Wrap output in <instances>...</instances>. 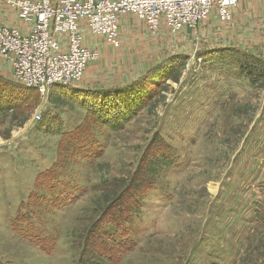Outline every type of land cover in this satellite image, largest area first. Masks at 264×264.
<instances>
[{"label": "rangeland", "instance_id": "1", "mask_svg": "<svg viewBox=\"0 0 264 264\" xmlns=\"http://www.w3.org/2000/svg\"><path fill=\"white\" fill-rule=\"evenodd\" d=\"M212 15L217 18L216 13L208 18ZM153 36L145 28L137 37L120 33V47L106 45V54L92 62L99 70L92 69V75L102 78L98 83L135 70L137 61L141 70L131 81L153 75L158 80L151 99L122 125L96 127L90 120L85 128L93 131L83 144L85 154L68 169L52 168L60 147L67 153L62 137H75L90 105L101 102L83 90L104 86L54 85L40 94L18 86L10 70L1 72L0 264H76L79 251L73 243H81L86 235L80 241L81 232L111 204L104 199L115 184H124L127 191L131 184L140 188V202L129 198L124 207L140 206L123 227L126 240L118 238L131 249H114L116 262L99 264H264V226L248 223L250 217L239 212V205H221L225 186L231 180L234 184L238 171L251 163L238 155L253 149L241 139L258 96L251 91L239 101L234 82L236 95L221 100L217 93L229 85L222 76L234 80L239 74L234 66L246 57L228 53L230 49L222 57L221 51L180 46L154 50L160 40ZM149 56L156 59L146 67ZM255 83L264 88V76ZM109 117L111 124L121 119ZM158 144L163 152L169 150L162 158L168 164L156 170L153 186L146 190V166ZM48 168L55 175L51 187L37 192L38 175ZM132 177L140 179L134 183Z\"/></svg>", "mask_w": 264, "mask_h": 264}, {"label": "built area", "instance_id": "2", "mask_svg": "<svg viewBox=\"0 0 264 264\" xmlns=\"http://www.w3.org/2000/svg\"><path fill=\"white\" fill-rule=\"evenodd\" d=\"M29 23L27 31L0 24V60L12 80L40 94L54 85L78 84L87 66L99 59V50L85 44L84 31L119 48L120 17H136L156 36L161 27L170 34L196 29L216 13L231 20L238 0H0ZM153 36V37H154ZM34 120L40 119L35 113ZM264 168V161L262 163Z\"/></svg>", "mask_w": 264, "mask_h": 264}, {"label": "crops", "instance_id": "3", "mask_svg": "<svg viewBox=\"0 0 264 264\" xmlns=\"http://www.w3.org/2000/svg\"><path fill=\"white\" fill-rule=\"evenodd\" d=\"M0 24L17 27L23 32L29 28V23L21 21L17 17L15 10L1 1ZM142 28H144L143 24L133 15L127 14L120 17L119 31L121 35H130L132 33L133 37H137V33ZM84 33L85 44L97 48L101 59L106 54L107 44L100 37L93 36L87 31H84ZM155 37L157 40H160V43L154 50L169 51L172 47L180 46V49L184 47L187 49L190 48V50L193 49L194 51L203 49L208 53L225 51L227 49L239 51L240 53H245L247 56L246 61L253 60L254 64L260 67L258 69L264 73V0H239L237 6L232 10V19L229 23L221 22L212 15L198 25L196 29H183L173 35L163 28ZM155 59H151L149 56L144 65L146 67L152 65ZM135 65L137 72L129 68L124 73L119 75L114 74L115 76L113 75L112 77L104 79L103 83H98L102 78L99 79L100 76L96 78L92 75V69L96 70L97 68V64L92 63L87 67L81 79L82 81L77 86L92 87V85H99L109 87L131 81L141 70V68L139 69V61ZM128 67H132V65ZM0 69H2L0 70V75L2 71H7L8 73L10 70L2 60H0ZM96 71L99 72V70ZM237 75H234V80L230 77L222 76L223 81L227 84L229 83V85H223L225 90H221L217 93V96L222 100L225 98V95H236V93L234 94L235 90L231 82H234L235 87L238 88L236 91L239 101L247 94H250L251 91V94L258 96L256 99H253L257 111L255 110L252 119L249 120V125L241 139V143L243 142L246 146L252 145L253 149L251 148L247 155L246 149L244 148L238 155L241 162H244L242 158L249 157L251 163L248 167L243 168L242 171H238L236 175L238 180L234 184L231 180L225 186L224 200L221 205H239V212L246 214L248 218L250 217L248 223L253 221L254 224L263 227L264 169L262 163L264 161V88H255V82L249 81L242 74ZM257 213H259V220ZM246 219L244 218V220ZM244 222L241 227L244 226Z\"/></svg>", "mask_w": 264, "mask_h": 264}, {"label": "trees", "instance_id": "4", "mask_svg": "<svg viewBox=\"0 0 264 264\" xmlns=\"http://www.w3.org/2000/svg\"><path fill=\"white\" fill-rule=\"evenodd\" d=\"M227 51L228 53H240L239 51L234 50ZM227 51H221L218 54V57H222V55ZM241 54L244 58H247L245 53ZM253 64V60H247L245 62H238L236 66H233L234 68L239 70V74L247 77L249 81L256 82L264 76V73L260 69H258L260 67L255 64L254 66ZM160 65L159 68L161 67ZM151 71L152 70H150V72ZM140 77L129 83L119 86L94 87L85 88L87 90H83L84 92H89L86 93L87 95H93L92 98H96L101 102L97 104V102L94 101L93 104L90 105L93 108L88 109V118L87 120H84L85 122H83V124L79 127L80 129L75 132L77 133L75 137H66L65 135L62 137L61 144L63 145V148L67 150V153L62 154L63 150L62 147H60L58 157L52 168H54V166L58 164L57 168L68 169L71 164H76V161L78 160L77 158L80 155L82 156L83 154H85L82 149L83 144L86 141H89L91 133L93 131L91 129L89 131V129L85 128L90 120L91 123L96 124V127L97 125H100V127H117L128 121L141 107H144L146 105V103L153 96L152 93L155 90V81L158 79H156V76L153 75L143 81L145 77ZM0 79L3 78L0 77ZM110 114L113 115L114 120L118 117L121 119L118 123L115 122L111 124L109 122ZM163 150L164 148H161V146H159L158 144L156 148V154L151 158V160H153V163L151 162L146 166L147 173L150 175L148 185L144 186L146 190L150 189L153 186V177L156 173V170L159 171L160 166H167L168 164V159L162 161V158L165 153H169V150H165V152H163ZM52 168H48L45 171L39 173L35 187V190L37 192L50 189L51 181L55 176ZM138 168H141L140 165L138 166ZM136 178L137 177H132V182L135 183L139 181L140 178ZM124 186L125 185L123 184V187L121 188L120 184L113 185V190L110 194L107 195L106 199H104V201L107 203L113 200L111 204L105 205L103 209H101V212L97 214V216L95 215V221H91L92 223L89 225V228H86L83 232H81V234L79 235L80 237L78 238L80 241L84 234H86L81 243L77 239L75 240V243H73L75 250L79 251V258L76 264H99L101 261L114 263L117 260L112 254L114 249H122V251L124 248L125 251L131 249L130 246L128 247L126 244H122V242L119 241L118 238L124 241L126 240V236L123 235V227L130 220L132 215L136 214L139 211L140 206L130 205L124 207L125 200L133 198L136 200V202L139 203L140 199L137 196H139L138 191L140 190V188L136 190L135 185L131 184V189L133 190L130 191L131 189H129V191H127L128 187ZM132 192L134 193L130 194ZM34 194L36 193H32V195ZM117 203H120V205H116ZM116 207L117 209H115ZM105 225L107 227L104 229L105 231H103V227ZM114 233L117 239L113 237ZM93 236H95V239L99 241L100 247L97 246L95 239H92ZM92 247H96L95 250ZM118 255L119 252L117 253V256Z\"/></svg>", "mask_w": 264, "mask_h": 264}, {"label": "snow or ice", "instance_id": "5", "mask_svg": "<svg viewBox=\"0 0 264 264\" xmlns=\"http://www.w3.org/2000/svg\"><path fill=\"white\" fill-rule=\"evenodd\" d=\"M225 2H227V0H225ZM0 143H4L3 141H0Z\"/></svg>", "mask_w": 264, "mask_h": 264}, {"label": "bare ground", "instance_id": "6", "mask_svg": "<svg viewBox=\"0 0 264 264\" xmlns=\"http://www.w3.org/2000/svg\"><path fill=\"white\" fill-rule=\"evenodd\" d=\"M238 1H239V0H238ZM237 4H238V3H237ZM236 6H237V5H236ZM236 6H235V7H236ZM235 7H234V8H235ZM232 10H233V9H232ZM231 17H232V14H231ZM119 30H120V29H119Z\"/></svg>", "mask_w": 264, "mask_h": 264}]
</instances>
